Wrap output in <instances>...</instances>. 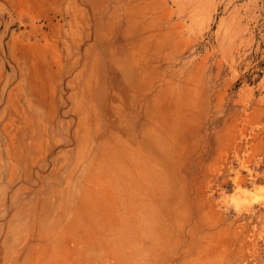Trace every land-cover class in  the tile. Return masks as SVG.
Instances as JSON below:
<instances>
[{
  "label": "rangeland",
  "instance_id": "rangeland-1",
  "mask_svg": "<svg viewBox=\"0 0 264 264\" xmlns=\"http://www.w3.org/2000/svg\"><path fill=\"white\" fill-rule=\"evenodd\" d=\"M0 264H264V0H0Z\"/></svg>",
  "mask_w": 264,
  "mask_h": 264
}]
</instances>
